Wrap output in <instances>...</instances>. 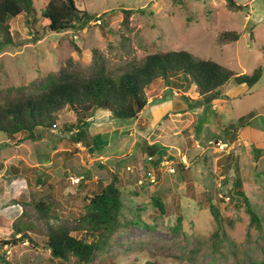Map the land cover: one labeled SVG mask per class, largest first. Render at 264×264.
Here are the masks:
<instances>
[{"label":"rangeland","instance_id":"rangeland-1","mask_svg":"<svg viewBox=\"0 0 264 264\" xmlns=\"http://www.w3.org/2000/svg\"><path fill=\"white\" fill-rule=\"evenodd\" d=\"M73 1L96 18L77 32L45 29L39 10L47 0H34L33 26L22 15L10 20L13 43L0 50V97L37 88L68 61L88 66L94 50L115 76L150 54L187 51L239 75L260 68L261 77L251 88L229 83L224 98L201 108L188 107L181 98L194 103L195 86L169 90L159 82L147 93L149 108L135 121L95 114L83 143L64 132L63 125L75 121L68 110L58 114L42 139L0 134V241L20 238L17 223L31 239L0 247V254L10 264H74L71 257L51 258L46 224L32 203L46 200L55 214L51 226L66 222L77 229L72 236L92 242L97 236L79 220L83 197L116 177L119 228L90 264H264V0H235L242 7L238 11L229 10L224 0ZM123 10H131L127 27ZM228 32L238 33V40H222ZM240 121L245 128L237 126ZM229 126L233 129L226 131ZM143 142L157 151L165 146L161 157L153 150L149 158L144 148L137 163ZM166 146H181L180 154ZM146 170H156L157 185L142 181ZM237 179L259 227L250 225L242 202L234 201ZM155 197L163 214L152 204Z\"/></svg>","mask_w":264,"mask_h":264},{"label":"trees","instance_id":"trees-1","mask_svg":"<svg viewBox=\"0 0 264 264\" xmlns=\"http://www.w3.org/2000/svg\"><path fill=\"white\" fill-rule=\"evenodd\" d=\"M224 1L229 10L242 8L235 0ZM37 13L34 0H0V50L13 43L10 20L22 15L26 25L33 26L37 22ZM122 15V25L127 27L131 10H123ZM39 17L47 21L45 29L50 33L77 32L96 19L93 14L78 8L73 0H47L39 10ZM39 36H35V40ZM238 38L239 34L235 32L221 36L222 40L232 42ZM129 67L115 76L107 70L103 57L94 50L91 63L86 67L81 68L68 61L57 72L42 79L37 88H31L25 94L11 96L4 92L0 97V134L7 139L20 133L24 134L26 140L42 139L46 131L55 126L58 114L68 110L75 116V121L64 124V132L72 142L83 143L87 137L84 129L90 125L88 121L95 114H107L115 120L135 121L142 111L149 108L147 93L159 82L169 90H188L195 86L198 98L194 103L185 96L181 97L188 107L193 108L220 100L229 83L251 88L261 77L260 68L251 75H239L211 60L195 58L187 51H159ZM245 123L240 121L237 126L245 128ZM229 129L233 127H227L226 131ZM229 135L235 137L232 133ZM117 184V178L113 177L98 191L83 197L85 211L79 220L83 227L97 236L92 242L72 236L77 229L66 222L51 226L49 220L55 214L46 200L38 199L32 203L36 217L46 224V246L51 258L67 261L71 257L74 264H90L96 255L105 251L111 236L119 228L118 216L122 203ZM235 195L234 201H241L249 213L250 225L259 227L258 218L248 204L239 179L236 180ZM151 201L163 214L161 200L155 197ZM210 214L219 222V212L212 205ZM14 228L16 233L22 234L20 238H13L11 242L0 241V247L15 246L24 239L31 242L20 223L15 224ZM0 264H10L3 254H0Z\"/></svg>","mask_w":264,"mask_h":264},{"label":"crops","instance_id":"crops-1","mask_svg":"<svg viewBox=\"0 0 264 264\" xmlns=\"http://www.w3.org/2000/svg\"><path fill=\"white\" fill-rule=\"evenodd\" d=\"M225 97V96H224ZM224 97H222V98H224ZM201 107H203V106H201ZM201 107H198V108H201ZM170 138H171V136H170ZM174 139V138H173ZM141 141H143V140H141ZM173 141H175L176 143H177V140L176 139H174V140H172V142L171 143H173ZM139 143V142H138ZM138 143L137 144H135L134 142L132 143V145H138ZM145 144V142H143L142 144H141V146H138L139 147V150H138V153L136 154V158H135V160H136V162L138 163V161H143L142 160V156H141V154H143L142 153V149H144L145 148V151H146V154H148V156H149V158H151V156H152V154H153V150L154 151H156L155 153H156V156L158 157V158H160L161 157V154L163 153V150H164V147L165 146H160V149H159V151H157L156 150V147L154 148V149H151L150 147H148V146H143ZM175 144V143H174ZM135 146H133V147H135ZM166 147H171L170 149L172 150V151H174V150H176V152H177V154L179 155L180 154V152H179V150H180V148H181V146L179 147V146H166ZM141 158V159H140ZM134 160V161H135ZM156 161V160H155ZM158 183H159V181H158ZM105 186V185H104ZM100 187L101 186H98V188H96V190L95 191H98L99 189H100Z\"/></svg>","mask_w":264,"mask_h":264},{"label":"built area","instance_id":"built-area-1","mask_svg":"<svg viewBox=\"0 0 264 264\" xmlns=\"http://www.w3.org/2000/svg\"><path fill=\"white\" fill-rule=\"evenodd\" d=\"M217 145H218L219 148L225 146L224 144H221V143H217ZM127 169L132 172V170H130V168H127ZM168 172L169 173H174V169L170 168V169H168ZM142 181L147 183V184H150V185H157L158 178H157V175L155 174V171L154 170H152V171L151 170L144 171V176L142 178ZM142 181H141V183H142ZM78 182H79V179L74 180V183L77 184Z\"/></svg>","mask_w":264,"mask_h":264},{"label":"clouds","instance_id":"clouds-1","mask_svg":"<svg viewBox=\"0 0 264 264\" xmlns=\"http://www.w3.org/2000/svg\"><path fill=\"white\" fill-rule=\"evenodd\" d=\"M158 184V183H157Z\"/></svg>","mask_w":264,"mask_h":264}]
</instances>
